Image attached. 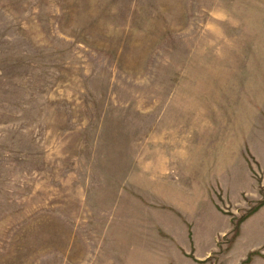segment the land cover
<instances>
[{
  "label": "rangeland",
  "instance_id": "1",
  "mask_svg": "<svg viewBox=\"0 0 264 264\" xmlns=\"http://www.w3.org/2000/svg\"><path fill=\"white\" fill-rule=\"evenodd\" d=\"M0 264H264V0H0Z\"/></svg>",
  "mask_w": 264,
  "mask_h": 264
}]
</instances>
